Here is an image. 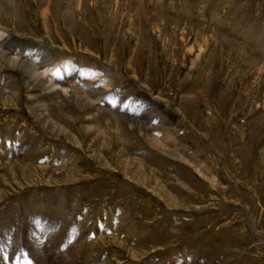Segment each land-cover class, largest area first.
Wrapping results in <instances>:
<instances>
[{"label":"rangeland","instance_id":"obj_1","mask_svg":"<svg viewBox=\"0 0 264 264\" xmlns=\"http://www.w3.org/2000/svg\"><path fill=\"white\" fill-rule=\"evenodd\" d=\"M0 9L25 55L47 42L110 84L54 97L0 73V264H264V1Z\"/></svg>","mask_w":264,"mask_h":264},{"label":"bare ground","instance_id":"obj_2","mask_svg":"<svg viewBox=\"0 0 264 264\" xmlns=\"http://www.w3.org/2000/svg\"><path fill=\"white\" fill-rule=\"evenodd\" d=\"M6 0H0V8L3 5V2H5ZM12 1V0H11ZM46 2V0H41ZM264 1V0H262ZM73 2V1H72ZM228 2V1H227ZM43 3V2H42ZM46 4V3H45ZM47 5V4H46ZM60 5V4H59ZM247 5V4H245ZM9 6V4H8ZM261 6V5H260ZM42 7V6H41ZM52 5L50 3H48V5L46 6V8L44 9V11L46 12H50L51 14V9H52ZM43 8V7H42ZM58 8V7H57ZM9 10V8H8ZM258 10V9H257ZM36 11V10H35ZM37 12V11H36ZM257 12V11H256ZM6 14L3 9H0V15L2 14ZM246 13V12H245ZM41 14V13H40ZM213 14V13H212ZM263 14V13H262ZM42 15V14H41ZM216 15V14H215ZM219 16V15H218ZM260 16V15H259ZM1 17V16H0ZM15 22L18 21L19 18H16L15 16H13L12 18ZM261 21V20H260ZM259 21V22H260ZM44 24L43 26L46 29V37L51 41V40H58V26L54 25L55 28H53L50 24V20L48 19H44ZM53 22V21H52ZM257 22V21H256ZM13 25V24H12ZM35 25V24H34ZM250 26V25H248ZM20 29V26L16 25V29ZM250 29V28H249ZM8 31V32H7ZM247 31V29H246ZM251 31V30H250ZM248 32V31H247ZM253 32V33H251ZM250 33L254 34L257 38L264 35V26H258L257 24H255L252 27V31ZM12 34V33H11ZM11 34L9 33V30H6V28H2V26H0V73H2L4 71L5 68H7V65H10V67H17L22 69L21 71H25L27 73V75H29V78H31L34 82V86H39L42 87L43 91H45L46 95L47 94H52V96L56 97V95H58V89L63 90V93H68V89L69 88H73V86L75 85L74 89L76 87H83L86 90L89 91V94L93 95L91 97L93 98H97L100 99L102 98V96L104 94L103 91L105 89H109L110 84L107 82V80L102 79V76L100 79H98V76L93 74L92 72H86L84 73V75H80V69L77 71H74L73 67L71 66V61L69 62L68 60L65 61L62 65L59 63H56L55 59L53 58V54L50 51L45 50L44 48H41L40 46H46V44L48 45L49 43L47 42H37L40 46V48L38 47V49L36 50H31L29 51V55H25L26 50L22 47H19L18 45L12 43L11 40ZM248 34V33H246ZM249 36V34H248ZM46 37H44L45 39H47ZM252 38V37H251ZM56 41H53V44L57 43ZM37 44V46H38ZM58 44V43H57ZM36 46V45H35ZM49 48V47H48ZM53 48V46H52ZM52 48H50L51 50H53ZM33 49V47H32ZM56 50V49H55ZM55 54V53H54ZM60 56V55H59ZM61 61V60H60ZM62 62V61H61ZM84 72V71H83ZM103 75V74H102ZM107 76V75H104ZM2 77V76H1ZM6 77V76H5ZM4 77V78H5ZM7 78V77H6ZM8 81V80H7ZM1 82V81H0ZM6 82V81H5ZM9 82V81H8ZM7 82V83H8ZM39 83V85L37 83ZM13 83V82H10ZM37 84V85H36ZM3 84H0V87L3 86ZM10 85H14L10 84ZM42 85V86H41ZM4 87V86H3ZM11 87V86H10ZM29 87V86H28ZM68 88V89H67ZM6 84H5V88L0 89V94H2L1 96L3 97L6 93H3L4 91H6ZM73 89V90H74ZM8 90V89H7ZM10 90V89H9ZM72 90V89H71ZM97 90V91H96ZM76 91V90H75ZM83 91V90H81ZM7 92V91H6ZM12 92V91H11ZM14 92V91H13ZM38 92V91H37ZM85 92V91H84ZM99 92V93H98ZM73 93V92H72ZM98 93V94H96ZM30 94V93H29ZM43 94V93H42ZM44 94V95H45ZM62 94V93H61ZM60 94V95H61ZM76 94H78L76 92ZM88 94V95H89ZM64 95V94H63ZM75 95V94H74ZM87 95V93L85 94ZM87 95V96H88ZM102 95V96H100ZM106 95V94H105ZM0 96V97H1ZM37 96V94H36ZM51 96V95H50ZM76 96V95H75ZM79 97V95H77ZM86 96V97H87ZM82 97V96H81ZM10 97L8 96H4V99H6L7 101L9 100ZM57 99V98H56ZM79 99V98H78ZM87 100H91L92 98H86ZM41 100V99H40ZM82 100V99H81ZM83 102H86L85 99H83ZM90 101V102H91ZM6 102V101H5ZM17 102V101H16ZM82 102V101H81ZM93 104L95 103L94 101H92ZM45 104V103H44ZM87 104V102H86ZM95 105V104H94ZM46 106V105H45ZM46 109V108H44ZM58 109V108H57ZM45 112V110H43ZM122 112V111H121ZM153 113V112H152ZM42 114V113H41ZM44 114V113H43ZM42 114V115H43ZM151 114V113H150ZM152 115V114H151ZM44 116V115H43ZM46 116V115H45ZM164 117V116H163ZM53 121V120H52ZM132 123V122H131ZM131 126V125H130ZM85 127V126H84ZM54 129V128H53ZM57 131V130H56ZM89 132V131H88ZM68 136V135H67ZM160 141V140H159ZM6 144V143H5ZM20 147V146H19ZM23 146H21L20 148H22ZM33 149L28 150L31 151ZM16 150H14L15 152ZM34 151V150H33ZM36 151V150H35ZM45 151V150H44ZM119 151V150H118ZM41 152V151H40ZM37 155V154H35ZM63 156V155H62ZM32 157V156H31ZM36 157V156H35ZM118 157V156H117ZM3 158V157H2ZM65 158V157H64ZM58 159V157H57ZM26 161V160H25ZM62 161V160H61ZM56 162V161H55ZM65 162V161H64ZM27 163V161H26ZM66 163V162H65ZM18 164V163H17ZM31 164V163H30ZM69 164V163H68ZM13 166V165H12ZM28 166V165H27ZM10 167V166H9ZM24 167V166H23ZM30 167V166H29ZM56 170V168H53ZM12 170V169H11ZM18 170V169H17ZM32 170V169H31ZM58 170V169H57ZM15 171V170H14ZM21 171V170H20ZM59 172V171H58ZM57 172V173H58ZM24 173V172H23ZM55 173V172H54ZM55 173L54 176L57 174ZM136 173V172H135ZM16 174V173H15ZM52 175V174H51ZM137 175V174H136ZM24 176V175H23ZM29 176V175H28ZM43 176V175H42ZM20 177V176H19ZM22 177V176H21ZM33 177V176H32ZM17 178V177H15ZM31 178V177H29ZM53 178V177H50ZM49 178V180H50ZM55 179V178H54ZM28 181V180H27ZM52 181V180H51ZM3 187V186H2ZM3 189V188H2ZM2 195V194H1ZM62 201V200H61ZM59 204V203H58ZM57 206V205H56ZM55 206V207H56ZM63 210V209H62ZM2 211V210H1ZM48 211V210H47ZM16 214V213H15ZM64 215V214H63ZM36 216V215H35ZM37 218V217H36ZM2 219V218H1ZM0 219V220H1ZM10 219V218H9ZM33 219V218H32ZM68 222V221H67ZM24 224V223H23ZM3 227V226H2ZM60 237V236H59ZM42 244V243H41ZM46 253V252H45ZM44 253V254H45ZM105 262V261H104ZM106 264V263H105Z\"/></svg>","mask_w":264,"mask_h":264}]
</instances>
